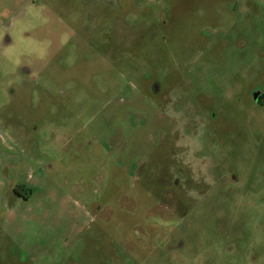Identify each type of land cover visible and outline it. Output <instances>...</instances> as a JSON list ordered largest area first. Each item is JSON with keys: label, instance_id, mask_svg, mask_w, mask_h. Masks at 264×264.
I'll return each mask as SVG.
<instances>
[{"label": "rangeland", "instance_id": "obj_1", "mask_svg": "<svg viewBox=\"0 0 264 264\" xmlns=\"http://www.w3.org/2000/svg\"><path fill=\"white\" fill-rule=\"evenodd\" d=\"M263 97L264 0H0V264H264Z\"/></svg>", "mask_w": 264, "mask_h": 264}, {"label": "flooded vegetation", "instance_id": "obj_2", "mask_svg": "<svg viewBox=\"0 0 264 264\" xmlns=\"http://www.w3.org/2000/svg\"><path fill=\"white\" fill-rule=\"evenodd\" d=\"M258 102H260V103L264 104V97H263V101H260V100H259ZM258 102H257V103H258Z\"/></svg>", "mask_w": 264, "mask_h": 264}, {"label": "water", "instance_id": "obj_3", "mask_svg": "<svg viewBox=\"0 0 264 264\" xmlns=\"http://www.w3.org/2000/svg\"><path fill=\"white\" fill-rule=\"evenodd\" d=\"M257 95V93L255 94V96Z\"/></svg>", "mask_w": 264, "mask_h": 264}]
</instances>
